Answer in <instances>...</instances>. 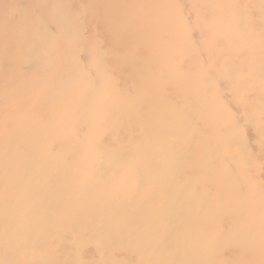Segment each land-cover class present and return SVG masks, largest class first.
Returning a JSON list of instances; mask_svg holds the SVG:
<instances>
[{
	"label": "bare ground",
	"instance_id": "obj_1",
	"mask_svg": "<svg viewBox=\"0 0 264 264\" xmlns=\"http://www.w3.org/2000/svg\"><path fill=\"white\" fill-rule=\"evenodd\" d=\"M0 264H264V0H0Z\"/></svg>",
	"mask_w": 264,
	"mask_h": 264
}]
</instances>
